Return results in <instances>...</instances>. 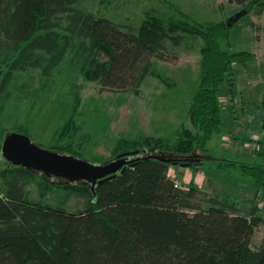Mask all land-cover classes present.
<instances>
[{
    "label": "trees",
    "instance_id": "obj_1",
    "mask_svg": "<svg viewBox=\"0 0 264 264\" xmlns=\"http://www.w3.org/2000/svg\"><path fill=\"white\" fill-rule=\"evenodd\" d=\"M230 2L245 16L264 20V0ZM78 4L0 0V114L17 73L39 69L51 77L70 54L84 79L102 90L139 93L154 72L152 59L165 57L168 42L181 46L192 36L204 42L202 73L190 105L196 129L182 124L173 137L119 140L113 155L133 152L134 161L125 173L95 187L90 182L65 185L85 199L84 208L75 212L32 199L28 188L37 178L42 196L53 187L37 170L9 162L0 172L5 186L0 193V264H264V242L252 246L257 228L264 225L255 201L246 209L194 182L181 186L170 175L173 166L201 165L197 151L208 153L211 137L223 132L222 83L230 78L232 93L233 63L251 57L224 47L234 26L228 20L196 21L175 5L171 16L148 12L134 28ZM79 94L59 131L68 140L82 127ZM20 130L32 138L28 130ZM249 130L264 134V101L259 126ZM7 135L0 124L1 143ZM73 142H57L49 150L78 156ZM260 155L264 157V148ZM216 168L240 170L264 188V163L223 160Z\"/></svg>",
    "mask_w": 264,
    "mask_h": 264
},
{
    "label": "rangeland",
    "instance_id": "obj_2",
    "mask_svg": "<svg viewBox=\"0 0 264 264\" xmlns=\"http://www.w3.org/2000/svg\"><path fill=\"white\" fill-rule=\"evenodd\" d=\"M175 5L202 23L230 21L234 27L223 40L224 47L234 52H249L251 57L233 63L232 93L229 92L232 88L230 78L222 83L220 102L224 129L211 137L208 153L197 151L196 157L203 160L202 165L173 166L171 176L181 186L194 182L202 190L218 189L221 191L218 194L241 202L246 209H250L255 201L259 213L264 216V188L259 189L256 181L240 170L216 168L223 160L257 166L264 163V157L260 155L264 134L249 130V127L259 126L264 101V20L256 15H240L241 8L230 0H79L78 4L86 11L134 28L140 26L148 12L164 18L171 16ZM203 44L201 38L192 36L181 46L168 42L165 57L152 59L154 72L146 78L139 93L102 90L97 82L84 79L79 63L71 54L51 77L44 76L39 69L19 72L10 87V96L3 101L0 124L6 134L21 133L22 128L28 130L33 141L46 149L57 142L61 145L73 139V146L80 155L60 154L73 155L96 165L117 159L118 155H113V151L119 140L173 137L182 124L195 131L190 105L202 73ZM77 91L80 93L78 118L82 127L68 140L59 131L73 114ZM9 166V161L0 152V172ZM186 167L189 172L178 175L177 171ZM38 175L53 189L42 196L37 178L28 188L32 199L63 206L71 212L84 208V197H77L63 187L85 183V180L70 182L41 171ZM0 193H5L1 175ZM263 242L264 225L257 228L252 246L258 248Z\"/></svg>",
    "mask_w": 264,
    "mask_h": 264
},
{
    "label": "water",
    "instance_id": "obj_3",
    "mask_svg": "<svg viewBox=\"0 0 264 264\" xmlns=\"http://www.w3.org/2000/svg\"><path fill=\"white\" fill-rule=\"evenodd\" d=\"M244 14L245 11L240 12V15ZM0 152L13 165L41 171L48 176L63 177L70 182L85 180L92 183L93 187L115 178L120 172L125 173L134 161L133 158L128 159L134 153L128 152L118 155L116 160L108 164L96 165L73 155L60 154L43 148L30 136L17 132L9 133L3 142H0Z\"/></svg>",
    "mask_w": 264,
    "mask_h": 264
},
{
    "label": "crops",
    "instance_id": "obj_4",
    "mask_svg": "<svg viewBox=\"0 0 264 264\" xmlns=\"http://www.w3.org/2000/svg\"><path fill=\"white\" fill-rule=\"evenodd\" d=\"M243 114H244V112H243ZM236 118H237V116H236ZM232 119V118H231ZM253 138L255 139V136H253ZM202 165V164H201ZM198 166H200V165H198ZM174 170H176V169H174ZM180 172H182L183 174H186L187 172H189V169L186 167V168H183V169H180V170H178L177 171V173H178V175H179V173ZM170 175H171V168H170ZM174 177V176H173ZM175 178V177H174ZM178 179L179 180H182V178L179 176L178 177ZM201 188V187H200ZM202 189V188H201ZM203 191H206V192H208V193H216V194H218V193H220L221 191L220 190H216V189H212V190H206V189H203ZM258 192V189L256 190V193Z\"/></svg>",
    "mask_w": 264,
    "mask_h": 264
},
{
    "label": "flooded vegetation",
    "instance_id": "obj_5",
    "mask_svg": "<svg viewBox=\"0 0 264 264\" xmlns=\"http://www.w3.org/2000/svg\"><path fill=\"white\" fill-rule=\"evenodd\" d=\"M128 159H132V156H129Z\"/></svg>",
    "mask_w": 264,
    "mask_h": 264
},
{
    "label": "built area",
    "instance_id": "obj_6",
    "mask_svg": "<svg viewBox=\"0 0 264 264\" xmlns=\"http://www.w3.org/2000/svg\"><path fill=\"white\" fill-rule=\"evenodd\" d=\"M178 183V182H177Z\"/></svg>",
    "mask_w": 264,
    "mask_h": 264
}]
</instances>
